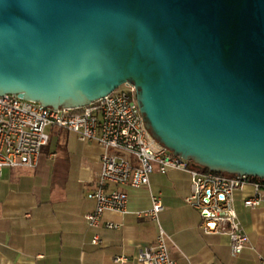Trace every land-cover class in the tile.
<instances>
[{
    "label": "water",
    "instance_id": "obj_1",
    "mask_svg": "<svg viewBox=\"0 0 264 264\" xmlns=\"http://www.w3.org/2000/svg\"><path fill=\"white\" fill-rule=\"evenodd\" d=\"M126 82L168 148L264 177V0H0V94L73 107Z\"/></svg>",
    "mask_w": 264,
    "mask_h": 264
},
{
    "label": "crops",
    "instance_id": "obj_2",
    "mask_svg": "<svg viewBox=\"0 0 264 264\" xmlns=\"http://www.w3.org/2000/svg\"><path fill=\"white\" fill-rule=\"evenodd\" d=\"M54 129L60 156L51 149L35 167L0 171V264H142L138 254L156 242L160 227L173 240L177 264H264V205H244L250 190L235 195L238 219L250 237L236 255L228 234L202 230L199 209L186 202L191 176L179 169H155L148 186L127 187L128 212H106L99 227L90 226L85 215L96 201L88 193L96 187L102 150L74 132ZM152 196L162 201L158 219L139 217L137 211L151 208ZM95 235L100 243L93 242ZM118 256L125 260L116 262Z\"/></svg>",
    "mask_w": 264,
    "mask_h": 264
},
{
    "label": "built area",
    "instance_id": "obj_3",
    "mask_svg": "<svg viewBox=\"0 0 264 264\" xmlns=\"http://www.w3.org/2000/svg\"><path fill=\"white\" fill-rule=\"evenodd\" d=\"M49 128L74 132L80 140L95 142L102 150L96 187L88 193L96 201L95 210L85 215L90 226L99 227L106 212H128L127 187L148 186L155 169L162 173L179 169L191 176L193 192L186 202L199 209L202 230L207 234H228L236 255L248 246L250 237L238 219L234 198L237 193L250 190L243 199L244 205L263 206L264 177L206 171L161 143L141 109L138 88L133 82L73 107L45 105L15 93L0 94V171L37 166L51 139ZM51 156L55 157L56 152ZM162 208L161 199L152 196L151 208L136 213L139 217L158 219ZM93 242L100 243L98 235ZM172 244L171 236L160 227L156 242L141 248L138 259L142 264H177L171 254ZM124 260L123 256L116 257V262ZM261 260L264 263L263 257Z\"/></svg>",
    "mask_w": 264,
    "mask_h": 264
},
{
    "label": "rangeland",
    "instance_id": "obj_4",
    "mask_svg": "<svg viewBox=\"0 0 264 264\" xmlns=\"http://www.w3.org/2000/svg\"><path fill=\"white\" fill-rule=\"evenodd\" d=\"M58 130H55L54 128H49L48 132L51 134V140H50V147L48 149V147H45L42 151V158L46 159V157L48 156V150L51 149H56L58 151V155L60 156L62 154L61 148L58 147V134L56 133ZM63 131V129L61 130ZM64 132V131H63ZM138 165V164H137Z\"/></svg>",
    "mask_w": 264,
    "mask_h": 264
},
{
    "label": "trees",
    "instance_id": "obj_5",
    "mask_svg": "<svg viewBox=\"0 0 264 264\" xmlns=\"http://www.w3.org/2000/svg\"><path fill=\"white\" fill-rule=\"evenodd\" d=\"M206 171H212V170H210L209 168H207V167H203ZM214 172H218V171H214ZM221 173H227L228 174V172H221Z\"/></svg>",
    "mask_w": 264,
    "mask_h": 264
}]
</instances>
